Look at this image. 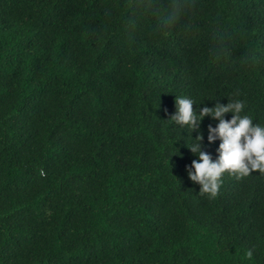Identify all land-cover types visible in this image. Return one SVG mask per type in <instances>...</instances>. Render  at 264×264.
<instances>
[{
    "label": "trees",
    "instance_id": "trees-1",
    "mask_svg": "<svg viewBox=\"0 0 264 264\" xmlns=\"http://www.w3.org/2000/svg\"><path fill=\"white\" fill-rule=\"evenodd\" d=\"M171 2L0 0V264H264V173L199 192L170 120L186 95L264 124V0L161 27Z\"/></svg>",
    "mask_w": 264,
    "mask_h": 264
},
{
    "label": "clouds",
    "instance_id": "clouds-1",
    "mask_svg": "<svg viewBox=\"0 0 264 264\" xmlns=\"http://www.w3.org/2000/svg\"><path fill=\"white\" fill-rule=\"evenodd\" d=\"M188 11L182 0L172 2L158 13V24L167 27L177 23ZM198 104L193 98L180 95L175 98L176 112L170 120L181 129H190L191 143L187 147L197 157L187 169L189 178L200 185L199 192L215 195L223 175L227 172L241 178L259 171L264 173V124L254 122L244 112L245 103L241 99L229 98L228 103L219 101L213 106H204L199 110L193 105ZM232 113L230 119L225 114ZM217 121L216 126H208L207 140L213 143L220 140L217 148L218 156L213 159L204 151L203 134L193 138L191 133L198 131L204 117ZM41 174H43L41 172Z\"/></svg>",
    "mask_w": 264,
    "mask_h": 264
}]
</instances>
